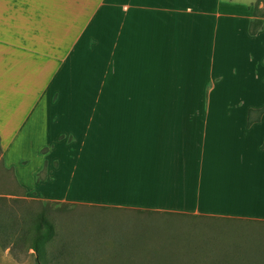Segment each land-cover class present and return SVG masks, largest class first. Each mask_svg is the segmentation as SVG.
Segmentation results:
<instances>
[{
	"label": "crops",
	"instance_id": "crops-1",
	"mask_svg": "<svg viewBox=\"0 0 264 264\" xmlns=\"http://www.w3.org/2000/svg\"><path fill=\"white\" fill-rule=\"evenodd\" d=\"M253 1L0 0L2 164L49 201L264 220Z\"/></svg>",
	"mask_w": 264,
	"mask_h": 264
},
{
	"label": "rangeland",
	"instance_id": "rangeland-1",
	"mask_svg": "<svg viewBox=\"0 0 264 264\" xmlns=\"http://www.w3.org/2000/svg\"><path fill=\"white\" fill-rule=\"evenodd\" d=\"M35 184H20L27 192L15 202L25 216V240L12 248L19 259L8 246L0 251V264H264V220L61 203L31 193L63 195L66 181L56 188ZM12 188L0 170V196L15 198L8 194ZM227 204L209 202L219 209ZM41 211L51 230L38 243L37 257L30 249L31 221ZM22 244L28 247L24 257Z\"/></svg>",
	"mask_w": 264,
	"mask_h": 264
},
{
	"label": "trees",
	"instance_id": "trees-1",
	"mask_svg": "<svg viewBox=\"0 0 264 264\" xmlns=\"http://www.w3.org/2000/svg\"><path fill=\"white\" fill-rule=\"evenodd\" d=\"M258 1L261 0H256L255 4L252 7L253 18L249 20L247 26V31L249 34H254L257 32V30L261 26L260 17L264 16V5L263 9L257 8L256 5ZM262 1L264 2V0ZM263 110V108L250 110L247 115V122L251 123L258 120ZM0 170H2L8 176L11 184L13 185V190H11V192H9L8 194L16 196L15 198L10 199L0 196V251H3L5 248L10 246V254L13 255L14 258L19 259L14 256L12 248L20 243H23V241L25 240L23 227V224L25 225V216L20 210L17 209L15 202L17 199H21L18 197H22L26 194V190L18 184L13 173V169L2 164L1 158ZM31 225L33 227L34 233L32 232V236H30V239L34 244L30 247V249H32L35 252L36 256L39 257L38 243H40V240L49 235L51 226L45 220L42 211L34 217V219L31 221ZM21 247L23 248L20 249H22L21 252L23 253L24 257L27 254L28 247L26 246L25 249L23 244Z\"/></svg>",
	"mask_w": 264,
	"mask_h": 264
}]
</instances>
